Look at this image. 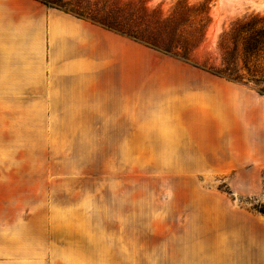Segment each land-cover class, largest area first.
I'll list each match as a JSON object with an SVG mask.
<instances>
[{"label":"rangeland","instance_id":"rangeland-1","mask_svg":"<svg viewBox=\"0 0 264 264\" xmlns=\"http://www.w3.org/2000/svg\"><path fill=\"white\" fill-rule=\"evenodd\" d=\"M81 6L158 48L0 0V264H264V154L206 113L212 80L264 88V0Z\"/></svg>","mask_w":264,"mask_h":264},{"label":"crops","instance_id":"crops-1","mask_svg":"<svg viewBox=\"0 0 264 264\" xmlns=\"http://www.w3.org/2000/svg\"><path fill=\"white\" fill-rule=\"evenodd\" d=\"M50 18L52 23L61 24L62 27H71L74 30L85 28V25L79 22L80 20L78 21L69 13L51 14ZM209 92L206 108L209 121L216 128L227 125L235 130L229 131L230 137H239L229 142L230 149L234 147L237 150L230 155H237L238 158L246 160L257 158L258 155L263 156L264 95L247 85L222 78L212 80ZM252 137L255 139L251 140ZM184 262L187 263L186 260Z\"/></svg>","mask_w":264,"mask_h":264},{"label":"trees","instance_id":"trees-1","mask_svg":"<svg viewBox=\"0 0 264 264\" xmlns=\"http://www.w3.org/2000/svg\"><path fill=\"white\" fill-rule=\"evenodd\" d=\"M35 1L45 5L46 7L63 10L65 12H69V13H71L73 15H77L79 17H84V18L90 17L94 23H99L103 27H106L108 29H118V28H116V26L114 27L113 22H104V21L98 20L96 18V16H93V14L83 10V7L81 6V0H35ZM86 13H88L89 15ZM86 15H88V16H86ZM109 23H111V24H109ZM118 31H120L121 34H125V35L129 36L130 38H132L135 41H140V42H142L148 46H151L153 48H158L156 46V44H155L156 42H154V40H152L151 38L144 37L132 29H129L126 31L123 29H118ZM165 51L167 53H173L175 55H180V58H182L183 60L188 59V51L185 48H182L181 53H180V48H178V47L177 48L174 47L170 50H165ZM246 51H250V49H247ZM220 71H221L220 74H222L226 78L233 79V80L241 79V77L238 75L237 71L231 70L228 67H226ZM258 92L260 94H263L264 88L258 89Z\"/></svg>","mask_w":264,"mask_h":264}]
</instances>
